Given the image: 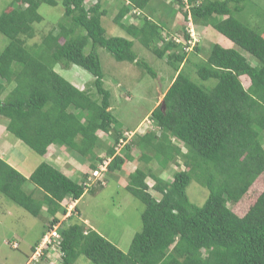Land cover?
<instances>
[{"label":"trees","instance_id":"16d2710c","mask_svg":"<svg viewBox=\"0 0 264 264\" xmlns=\"http://www.w3.org/2000/svg\"><path fill=\"white\" fill-rule=\"evenodd\" d=\"M151 1H123L112 19L127 35L123 38L106 36L101 19L107 12L99 2L87 8L85 0H62L61 20L30 48L26 40L34 38L33 25L43 20L39 6H55V0H13L0 14V34L8 40L0 53V124L41 158L54 145L94 159L92 152L101 143L97 132L119 131L110 110L111 94L103 86L98 48L115 61L132 63L156 78L133 52L136 41L155 57L166 58L176 72L150 114L154 129L135 135L122 157L111 159L102 182L96 180L85 189L44 161L24 177L0 157V193L34 218L45 210L51 218L49 226H58L57 264H74L80 256L92 264H264V190L255 202L256 215L254 211L238 217L229 208L264 173V18L258 28L236 18L250 0H201L197 4V0H175L177 10L188 19L180 36L183 40L175 42L174 37L168 40L169 30L144 14ZM129 15L136 20H125ZM193 22L216 31L222 39L214 41L207 58L195 64L202 86L183 73L192 42L187 29ZM235 47L254 58L255 65ZM193 49L200 52L198 46ZM57 66L78 67L93 80L79 90L54 70ZM242 78L248 80L247 88ZM210 80L216 81L213 87L205 85ZM117 142L118 138L106 147V157H112ZM134 146L141 150L140 160L145 163L154 161L162 171L175 166L178 171L170 181L150 168H136L129 175L125 190L144 210L141 230L122 252L81 221L66 226L64 221L71 220L72 214H67L62 203L80 200L95 184L105 187L107 175L133 160L130 150ZM95 166L91 163L90 169ZM82 174L84 182L86 174ZM148 178L157 196L149 193ZM192 182L208 192L201 205L187 197ZM27 184L31 185L28 193L24 191ZM58 214L64 217L61 222ZM46 255L44 250L32 264L49 262Z\"/></svg>","mask_w":264,"mask_h":264},{"label":"rangeland","instance_id":"374dc122","mask_svg":"<svg viewBox=\"0 0 264 264\" xmlns=\"http://www.w3.org/2000/svg\"><path fill=\"white\" fill-rule=\"evenodd\" d=\"M12 1L13 0H0V14L9 8L8 5ZM123 1L124 0H85V6L87 8L99 2L102 9L106 10V16L101 19V24L107 37L118 36L126 38L127 36L122 30L115 26L112 21ZM166 1L169 2V0ZM200 1L201 0H197L196 4ZM55 2V6H48L46 4H41L39 6L38 13L42 16L43 20L39 24L33 25L35 36L31 40H26L25 44L27 47L30 48L34 44H38L41 38L50 30L55 29L57 23L61 20L63 16L62 0H55ZM170 3H173L174 10L170 7H166V12L162 14V3L157 2V0H152L148 8L144 11V14L151 20L162 23V25L166 24L168 19H172L171 26H166L163 29L169 30V35L167 36L169 37L168 40H172L174 37L181 42L183 39H181L180 36L182 37L184 34L183 29L186 27L185 25L188 19L186 20V18H184L183 12L179 11V9L177 10L178 7L175 0H170ZM185 11H188V7ZM237 16L238 20L242 23L250 22L253 28H258L264 18V0H250V2H247L245 5L242 13L236 15V18ZM125 20L133 22V20L136 19H132V16L129 15ZM136 23L137 21L133 24ZM191 30L193 38L188 46L191 50L190 48L186 50L187 62L184 64L183 73L184 75L186 74L192 83L202 86L203 83H201L196 74L197 65L207 58L211 45L214 41H218V38L221 39V37L216 31L211 29L210 31L203 32L199 27H196L194 22ZM164 34H166V32H164ZM7 43V38L0 34V53ZM194 45L199 47L200 52L194 51ZM158 46H161V44H158ZM132 50L136 54L138 60L146 63V65L151 68L156 78L132 63L115 61L112 56L102 48H98L96 51L101 64L103 86L111 94V114L116 119V127L119 130L117 133L114 132L109 135L97 132V136L100 138L101 143L92 152L96 160H94L93 157L90 158V156L81 157L66 149L69 154H65L66 156L62 154L64 162H61L57 160L55 155H58L59 152L62 153V150L56 149V153L54 150H48V153L51 155H46L45 159L47 163L60 169V171L70 176L71 179L78 183L81 182L84 184L86 179L91 177L92 171L96 170L101 164H98V158L102 161L106 159V155H104L106 154L105 149L113 144L114 139L118 138V141L121 140L125 143L120 149L121 156L123 155L124 147L128 143H131L130 141L133 140L135 135H143L145 132L154 129L150 114L161 103L163 95L176 77L175 70L166 63V58L159 59L155 57L150 50L145 49L136 41H134ZM235 50L244 56L252 65H255V62H257L247 54V52L237 47H235ZM86 53H88V50L85 49V54ZM55 69L61 77L69 83L76 85V88L79 90H82L86 85H90L93 80V77L89 73L75 66L70 67L68 70L61 69L59 66L55 67ZM241 80L244 87L247 88L248 80L246 78H242ZM215 82V80H210V82H207L205 85H207V87L212 85L213 87ZM17 141L18 140L9 133H6V137H1L0 135V157L6 162H22L21 169H24L19 173L25 177H29L37 165L43 161H41L40 156L36 155L24 144L20 145V147L25 149L24 153H22L23 157H19L16 154V150L10 151V148L13 149L15 146L14 143ZM173 144L176 145L175 140ZM178 146H180L183 152L185 151L179 143ZM141 153V150L135 146L132 147L130 155L133 160L126 161L120 171L113 172L112 175H107L105 187L96 186L95 184L89 188H92V191L89 189L85 191L86 193H84L78 203H76V201L72 203L68 201L62 203L67 210H70V215L72 214L71 220L64 221V224L67 226V224L79 222L80 217L82 219L86 218L92 222L91 224L104 238L116 245L122 252H126L131 239L142 228L141 214L144 210L143 204L125 190L128 185L129 175L136 168H143L145 170L150 168L156 176L158 175L160 178L170 181L172 179V174L177 170L175 166H171L167 170L162 171L154 161L147 164L140 160ZM91 163L96 165L94 170L90 169ZM181 169H183V167H181ZM82 173L86 174L84 182L81 181L79 176L84 175ZM90 184H92V182ZM146 184L149 188V193L157 196L152 189L154 185L153 180L150 178L146 179ZM30 189V184L24 186L25 192H30ZM263 190L264 173L257 179L243 199L236 205L229 206V208L238 217H244L249 213H253L257 210L255 209L256 199ZM207 193L206 189L193 182L186 189L188 199L195 205H201L207 197ZM44 208L45 206L42 210ZM256 214L257 212L255 211L254 215ZM56 217L59 219V222L64 219L60 214L56 215ZM50 221L51 218L47 217L45 210L42 211L40 218H34L0 193V264H32V261L29 263V260L33 254L32 252H34L33 248L38 247V245L43 242L42 234L53 228L49 226ZM79 223H82V221ZM50 249L51 252L48 253L50 261H42L40 264H57V256H54L55 252L53 253V249ZM55 250L56 252L58 251L57 246ZM74 264L92 263L83 256H80Z\"/></svg>","mask_w":264,"mask_h":264},{"label":"built area","instance_id":"2783aa9c","mask_svg":"<svg viewBox=\"0 0 264 264\" xmlns=\"http://www.w3.org/2000/svg\"><path fill=\"white\" fill-rule=\"evenodd\" d=\"M191 26H189L188 31L190 33V36L193 38L192 35V30H191ZM175 42H178V40H176L174 38ZM149 124V123H148ZM125 145V143L123 141H118L117 144L114 146V153L112 155L111 158L106 157L105 160H103L101 162V164L98 166V168L94 171H92L91 173V177L88 178L87 182L84 183L85 185V189H87L90 185V183H95L96 180H99L100 182H102L103 177L105 175V172L107 171V165L109 164V162L111 161V159L116 156V155H120V149L121 147ZM88 186V187H87ZM67 214L70 215V210L68 209ZM57 229L58 226H53V228L51 230H49L44 236H43V242L40 243L38 245V247H36L35 251L33 252V254L30 257L29 263L32 261H37L41 258V256L44 255V250L47 251V258L49 259V252H51V249H53V253L56 252L55 247L57 246V248L60 246L61 241H60V236L57 233ZM55 256V255H54ZM50 260V259H49Z\"/></svg>","mask_w":264,"mask_h":264},{"label":"crops","instance_id":"0c3cea01","mask_svg":"<svg viewBox=\"0 0 264 264\" xmlns=\"http://www.w3.org/2000/svg\"><path fill=\"white\" fill-rule=\"evenodd\" d=\"M156 1V0H155ZM157 2H161L162 3V5H167V6H169V7H173V4L172 3H170V0H169V2L168 1H166V0H157ZM169 3V4H168ZM172 9V8H171ZM168 22L166 23V24H164V25H162V23H159L160 24V26H162V28H164V27H170L171 26V22L173 21L172 19H168L167 20ZM201 30H203V32H205L206 30H205V28L203 27H199ZM164 30H167V29H164ZM218 41H222V39H219L218 38ZM223 44L224 45H226L227 47L229 46L228 45V43H226L225 41H223ZM55 71H56V69H54ZM71 85H73L74 87H76V85H74V84H72V83H70ZM0 126H1V129H0V135H1V137H6V131H5V128H4V126L3 125H1L0 124ZM14 147H13V149H11L10 148V151H14V150H16V154L19 156V157H23V155H22V153H24V151H25V149L24 148H22V147H20V145H21V143L19 142V141H17V142H15L14 143ZM56 149H60V150H62L63 152L61 153V152H59L58 153V155L56 154L55 155V157L57 158V160H59V161H61V162H64V158H63V155L62 154H64V156H66V155H68L69 154V152H67L65 149H63L62 147L60 148V147H58V146H51L50 148H49V150H54V152H55V150ZM56 153V152H55ZM48 154V155H47ZM46 155L47 156H49V155H51L50 153H47ZM66 154V155H65ZM46 155L43 157V158H41V161H44V162H47V160L45 159L46 158ZM53 162V161H52ZM58 162V161H57ZM9 165H11L13 168H16L17 169V171L18 172H21L23 169H21V163L22 162H19V163H14V162H11V161H9V162H7ZM50 164V163H49ZM123 168V167H122ZM15 169V170H16ZM25 177V176H24ZM27 177V176H26ZM162 179V178H161ZM81 200V199H80ZM80 200H78V201H76V203H78ZM80 212V211H79ZM81 216V215H80ZM79 220L80 221H82V223H84L85 225H86V227H88V228H90V229H93V230H95L96 232H98L95 228H94V226L91 224L92 222L90 221V220H88V219H86V218H79ZM99 233V232H98ZM100 234V233H99ZM38 243V242H37ZM37 243H35V244H37Z\"/></svg>","mask_w":264,"mask_h":264},{"label":"clouds","instance_id":"9594fccd","mask_svg":"<svg viewBox=\"0 0 264 264\" xmlns=\"http://www.w3.org/2000/svg\"><path fill=\"white\" fill-rule=\"evenodd\" d=\"M191 26V25H190ZM192 27V26H191ZM189 28V27H188ZM187 31H188V29H187ZM192 38V37H191ZM177 39V38H176ZM173 140V143H174V138L173 139H171V141ZM176 141V140H175ZM115 146V145H114ZM114 148V147H113ZM104 155H106V154H104ZM116 156H118V157H122V155L120 156V155H116ZM115 157V156H114ZM98 164H100V163H98Z\"/></svg>","mask_w":264,"mask_h":264}]
</instances>
